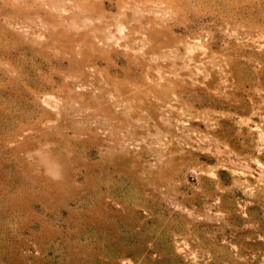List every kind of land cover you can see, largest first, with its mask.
<instances>
[{"label": "rangeland", "instance_id": "374dc122", "mask_svg": "<svg viewBox=\"0 0 264 264\" xmlns=\"http://www.w3.org/2000/svg\"><path fill=\"white\" fill-rule=\"evenodd\" d=\"M0 264H264V0H0Z\"/></svg>", "mask_w": 264, "mask_h": 264}]
</instances>
